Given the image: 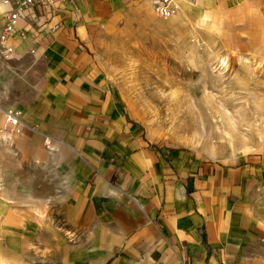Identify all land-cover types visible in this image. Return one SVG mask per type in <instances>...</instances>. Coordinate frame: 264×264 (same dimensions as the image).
I'll list each match as a JSON object with an SVG mask.
<instances>
[{"label": "crops", "instance_id": "obj_1", "mask_svg": "<svg viewBox=\"0 0 264 264\" xmlns=\"http://www.w3.org/2000/svg\"><path fill=\"white\" fill-rule=\"evenodd\" d=\"M176 4L264 61V0ZM16 7L0 0V34ZM140 9L151 1L70 0L8 38L0 126L8 112L20 126L0 133V262L42 235L59 264H264V162L160 143L115 91L101 39Z\"/></svg>", "mask_w": 264, "mask_h": 264}, {"label": "rangeland", "instance_id": "obj_2", "mask_svg": "<svg viewBox=\"0 0 264 264\" xmlns=\"http://www.w3.org/2000/svg\"><path fill=\"white\" fill-rule=\"evenodd\" d=\"M149 10H132L101 39L115 91L160 143L210 159L264 162V61L233 51L201 22ZM42 242L39 235L34 249L0 264H59Z\"/></svg>", "mask_w": 264, "mask_h": 264}, {"label": "built area", "instance_id": "obj_3", "mask_svg": "<svg viewBox=\"0 0 264 264\" xmlns=\"http://www.w3.org/2000/svg\"><path fill=\"white\" fill-rule=\"evenodd\" d=\"M4 3L11 2L13 0H2ZM70 0H17V7L9 14L5 16L6 22L0 34V53L2 57L9 58L13 49L7 47L6 42L10 35L15 32L18 21L21 18H36L37 15H47L55 12L60 5ZM152 3V9L155 15L159 18H170L178 13L177 0H150ZM60 26H55L54 30L59 29ZM19 127L20 120L12 112L6 114L5 126H0V133L6 129V127ZM52 139L46 138L45 143L47 146L51 144Z\"/></svg>", "mask_w": 264, "mask_h": 264}]
</instances>
